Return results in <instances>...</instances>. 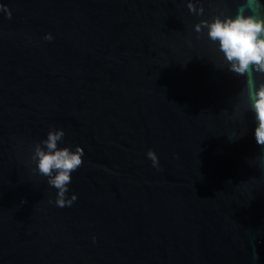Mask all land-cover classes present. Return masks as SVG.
Returning a JSON list of instances; mask_svg holds the SVG:
<instances>
[{"label":"water","instance_id":"95a60500","mask_svg":"<svg viewBox=\"0 0 264 264\" xmlns=\"http://www.w3.org/2000/svg\"><path fill=\"white\" fill-rule=\"evenodd\" d=\"M0 4V264H264L250 79L195 31L264 0ZM60 129L84 149L63 208L32 160Z\"/></svg>","mask_w":264,"mask_h":264},{"label":"clouds","instance_id":"9594fccd","mask_svg":"<svg viewBox=\"0 0 264 264\" xmlns=\"http://www.w3.org/2000/svg\"><path fill=\"white\" fill-rule=\"evenodd\" d=\"M189 8L196 9L190 4ZM0 11L12 17L10 9L0 4ZM204 9H200L203 14ZM202 27L208 28V37L213 42L219 43L226 60L231 64V71L249 77V96L255 97L252 105L255 111V119L258 126L254 130L256 143L264 151V84L256 88L253 73L264 74V17L257 18L255 15H245L238 12L233 18L226 16L214 17L211 22L202 21L196 25L195 31L201 32ZM45 39L51 41L53 36L48 34ZM65 132L63 129L49 131L47 138L34 147L32 160L37 161L38 173L48 178V184L57 189L55 203L57 207H70L77 200V195L72 194L69 198V185L72 181V173L78 170L84 163V149L76 146L75 150L70 147L60 148L58 144L63 141ZM148 158L153 167L160 170L159 157L154 150H149ZM95 239V238H94Z\"/></svg>","mask_w":264,"mask_h":264}]
</instances>
